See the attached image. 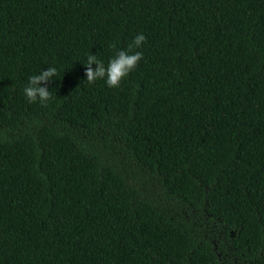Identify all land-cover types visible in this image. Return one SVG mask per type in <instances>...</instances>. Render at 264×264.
<instances>
[{"label": "trees", "instance_id": "1", "mask_svg": "<svg viewBox=\"0 0 264 264\" xmlns=\"http://www.w3.org/2000/svg\"><path fill=\"white\" fill-rule=\"evenodd\" d=\"M0 264H264V0H0Z\"/></svg>", "mask_w": 264, "mask_h": 264}, {"label": "clouds", "instance_id": "2", "mask_svg": "<svg viewBox=\"0 0 264 264\" xmlns=\"http://www.w3.org/2000/svg\"><path fill=\"white\" fill-rule=\"evenodd\" d=\"M145 36L139 34L135 37L128 51H118L114 58L110 59L107 66L104 62L97 58L96 55L89 54L84 64L86 71V80L93 83L98 79H105L107 86L118 87L120 82L134 69L137 63L142 59L141 52L132 53L133 47H139L145 41ZM96 67L93 68L92 65ZM57 69L49 67L47 70L40 72L38 75L29 77L28 85L24 88V94L29 102H35L37 98L41 102H47L52 98L47 87H42L41 84H46L56 77Z\"/></svg>", "mask_w": 264, "mask_h": 264}]
</instances>
